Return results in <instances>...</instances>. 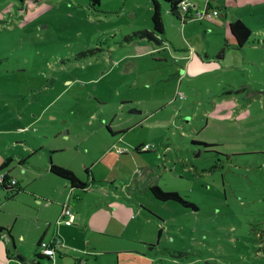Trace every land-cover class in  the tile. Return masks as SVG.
Segmentation results:
<instances>
[{"label":"rangeland","instance_id":"374dc122","mask_svg":"<svg viewBox=\"0 0 264 264\" xmlns=\"http://www.w3.org/2000/svg\"><path fill=\"white\" fill-rule=\"evenodd\" d=\"M248 1L258 2L260 24L238 49L227 30L204 29L207 18L183 26L163 1L158 36L146 34L152 0H102L95 9L89 0H0V163L14 159L11 175L36 190L52 177L24 175L25 143L63 145L70 150L54 156L68 161L89 140L81 151L99 184L90 177L94 189L82 194L90 209L71 199L76 226L58 227L72 230L66 254L86 249L93 264H264V0ZM140 143L154 150L137 153ZM43 154L49 165L54 156ZM39 155L27 161L41 165ZM73 168L86 179L77 161ZM154 185L198 211L156 201ZM98 205L123 225L106 216L102 232L84 235L86 221L102 225ZM40 208L0 193V222L15 233L29 228L38 238Z\"/></svg>","mask_w":264,"mask_h":264},{"label":"crops","instance_id":"0c3cea01","mask_svg":"<svg viewBox=\"0 0 264 264\" xmlns=\"http://www.w3.org/2000/svg\"><path fill=\"white\" fill-rule=\"evenodd\" d=\"M185 1L191 7L195 8L198 11L208 9V12H212L213 10H217L219 12V15L217 17H213L212 19H209L211 20L210 23L208 25L204 24L203 27L204 29L213 30L212 32L214 31L217 32L219 29L227 30L224 35V38L226 40H229V36L232 37L229 31V24L234 22L235 20L242 21L250 30H252L253 26L260 24V22H258V12L260 10V7L258 5V2L256 1L254 3H250L248 0H246L245 3H243L242 0H219L221 5H216L217 3L215 4L216 2L215 0H185ZM233 5L241 7V10L240 11L234 10ZM191 12L192 13H189L190 14L189 19L185 21L182 20L183 26H186L187 24L192 23V21H194L197 18L193 13L194 11L191 10ZM198 20H201V19H198ZM205 37H208V35H205ZM218 60H223V59L222 58L220 59L218 57ZM107 124H110V123H105V125ZM117 133L118 132L113 131L112 135L115 136ZM69 138H70V134H69ZM87 141H89L88 138L82 140L81 144L74 146V148H76L73 151L75 153L74 157L71 158L72 160H68V161L66 160L60 161L59 158L55 157V156H59L62 153L70 150L69 148L64 147L63 145H56V144H53V145L50 144L47 146L41 145L40 148L35 149L32 147V145L25 143L24 149L26 150H23V148L20 147L25 153V155H21L20 157L21 159L19 160V166L22 169V172H24V175L28 173L30 175H33L35 178L37 177L47 178L49 175L50 177H52V178H47L49 183L45 182L44 185L39 186L40 188L36 190H33L32 186L30 187V189H28V187L31 184H28L25 181L26 180L25 176L13 177L11 175V172H13L14 169L12 170L8 166H10L11 163L16 162L14 159H12L9 156H5L4 161L0 163V167L6 164V167L2 171H0V177L2 175H8L9 178H11V180H14L17 182V189H18L16 190L17 192H15L14 190L15 188L13 186H10L9 183H7L6 187H8V189L6 190L3 187V185L0 183V189L2 190V191L0 190V193H2L3 198H5L6 201H14L17 197L19 198L20 197H31L32 201H35V203H37L38 206L41 207L40 209L37 210V214L35 216L38 218L37 223H39V221L42 222L41 224H37L36 226L37 228H36L35 234L39 233V237L34 238V237H31L29 228H26L24 231L18 230L17 233H15L12 229H7L8 226H15V224L14 223L11 224L10 222L8 223L4 219H2V222H7V223L4 224L0 222V227L9 230V234L11 235L12 240L6 238L5 236L0 237V264H46V263L62 264L61 261H58V260L54 261V257L52 258V262H51L48 258H46L43 254H41L42 253L41 251L37 252V248L40 247V244L45 243V242L50 243L51 246H53L52 244H56L58 246L56 247V254L58 255L60 260H62V258L63 259L71 258L74 261V264H93L88 258L90 254H89V251H87L86 249H81L80 251L81 256H72V255L66 254V252L62 248H64L63 245L67 246L68 243L70 242L69 236L72 235V230H70L69 232L60 230V233H59V228H58L59 226H66L61 217L63 205L65 203H68L71 206L72 212L75 216V213L71 205L72 198L77 197L79 199L80 207L83 206L87 209L91 208L90 205L87 204V200H84L82 198V194H88L92 192L94 189V187L92 186H94V184L96 183L99 184V182H96V180L94 179L92 171L90 170L89 165H88L89 161L86 160V157H84L81 151L82 146H84ZM119 142L115 141V144L119 145ZM69 143L70 141L66 142V144H69ZM142 146H143L142 143L135 145L136 149L138 148L141 149L140 150L141 152L139 153L145 152ZM109 147L114 148L115 146L112 147V145H110ZM32 152H33V155L40 154L38 157L39 159L41 158V161H40L41 165H31L27 161L26 155ZM44 152L48 153L49 156L51 157L55 155L53 157V160H50L49 165L44 163V158H43ZM122 153H126V151H122ZM122 155H125V154H122ZM15 156L16 155H14V157ZM74 161H77L79 168H84V171L86 173L85 176H87L86 179H84L83 174L81 176L75 171V168H73ZM51 164H54L58 167L69 169L82 182L86 183L88 187L83 191L78 190V189H73L66 181L50 173ZM87 170L90 171V174L87 173ZM90 177H92V183H93L92 186L89 183ZM50 186H52V188L54 189L52 190L53 193L52 192L50 193L49 190L48 191L42 190L43 187L50 189L51 188ZM149 188L150 187H148V189ZM75 194H77L78 196ZM51 195L53 196L52 199H54L56 195L58 197V200L52 202L51 201L52 199H50L51 197H49ZM110 204H111L110 206L114 205L113 203H110ZM51 208H53L52 214H50L51 212H48ZM94 208H96L97 210L93 212L92 214L93 216H95V218L101 216L102 225L101 226L98 225L100 222L96 225L90 221H86L87 225L84 229V235L86 234V230H92V232H102L103 229H101L100 227L110 225L113 223V221L123 225L124 221L120 222L119 220H124V217L118 216L116 213L113 212V210L111 211L108 210L112 212L110 213L107 210L102 209V207H100L99 205ZM130 210L131 208L127 209V212L126 210L124 211L128 214V211ZM80 212H82V210H80L79 213ZM89 214L91 215V212H89ZM106 216L110 218V224L105 221L104 218ZM26 218L30 219L31 217L26 216ZM16 222H18V216H17ZM95 222H98V221L95 220ZM53 223H54V229L52 230ZM75 223H76V217H75ZM73 226H76V225H73ZM77 228H78L77 231L82 230L81 228H79V226H77ZM63 237L65 241H62ZM65 242L67 245L65 244ZM36 254L42 255L41 258H37ZM18 255L21 256L24 260L20 261L18 259ZM43 260H46V263H44Z\"/></svg>","mask_w":264,"mask_h":264},{"label":"trees","instance_id":"16d2710c","mask_svg":"<svg viewBox=\"0 0 264 264\" xmlns=\"http://www.w3.org/2000/svg\"><path fill=\"white\" fill-rule=\"evenodd\" d=\"M102 0H89L90 6L95 9L101 5ZM163 1L170 6V13L177 18L180 21H185L189 19V13L182 14L180 5L183 2V0H152V6H153V14H152V24H153V33H146L147 35L153 34L161 36L164 34V23H163V15L161 10V4L160 2ZM229 31L233 39L235 40V44L238 49H243L245 45L250 43V39L252 37L251 30L240 20H235L234 22L229 24ZM130 39V38H129ZM224 55V52H222L219 55V58L221 59ZM108 130L113 133L112 129L108 127ZM205 148L213 147L212 144L207 143H201ZM141 149H137V152H141ZM6 167V164L0 167V171H2ZM50 173L54 176L66 181L73 189L78 190H85L88 186L86 183L82 182L72 171L66 168L58 167L54 164H51L50 166ZM87 173L90 174V171L87 170ZM11 178H9L8 175H5L3 182L1 183L3 187L7 190L8 187H6V184L9 183L10 186H13L15 189V192H17V182L15 185L11 184ZM13 190V191H14ZM14 192V193H15ZM149 192L151 196L161 203H169L174 202L178 205L182 206L186 209H191L193 211H198V208L195 204L189 202L185 198H183L178 192L174 191H164L161 189L158 185H154L149 188ZM5 236L6 238L12 240L11 235L9 234V230L0 227V237ZM42 244V243H41ZM40 244V245H41ZM42 254V253H41ZM42 255L36 254L37 258H41ZM45 256V255H44ZM52 262V257L45 256ZM18 259L20 261H23L24 259L18 255Z\"/></svg>","mask_w":264,"mask_h":264},{"label":"built area","instance_id":"2783aa9c","mask_svg":"<svg viewBox=\"0 0 264 264\" xmlns=\"http://www.w3.org/2000/svg\"><path fill=\"white\" fill-rule=\"evenodd\" d=\"M180 9H181V12H182L183 15L186 14V13H192L191 10L194 11L193 13L198 19H203V18L212 19L213 17H217L219 15V12L217 10H213L212 12H208V9L207 10L198 11L195 8L191 7L188 3H186L185 0H183V2L181 3ZM178 98L183 99L184 96L181 95V96H178ZM143 150L145 152H147V151L154 150V148L152 146L147 145V146L143 147ZM4 177H5V175H2L0 177V183L3 182ZM15 183H16L15 181H11L12 185H15ZM61 217H62L63 222H64V224L66 226L71 227V226L74 225L75 216H74V214L72 212L71 206L68 203H65L63 205V210H62V216ZM40 247H41V252H42L43 255L49 256V257H52V258L55 256L56 248L54 247V245L51 246L50 244L48 245L47 243H42L40 245Z\"/></svg>","mask_w":264,"mask_h":264},{"label":"water","instance_id":"95a60500","mask_svg":"<svg viewBox=\"0 0 264 264\" xmlns=\"http://www.w3.org/2000/svg\"><path fill=\"white\" fill-rule=\"evenodd\" d=\"M149 39L155 42L156 44H162V42L159 41L156 36H149Z\"/></svg>","mask_w":264,"mask_h":264}]
</instances>
